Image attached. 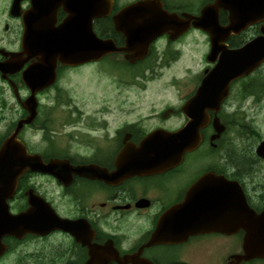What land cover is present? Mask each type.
Listing matches in <instances>:
<instances>
[{
	"label": "flooded vegetation",
	"instance_id": "obj_1",
	"mask_svg": "<svg viewBox=\"0 0 264 264\" xmlns=\"http://www.w3.org/2000/svg\"><path fill=\"white\" fill-rule=\"evenodd\" d=\"M134 1L112 0L106 15L91 19L72 11L66 0H0V150L35 112L30 123L22 124L17 139L26 146L27 155L44 164L59 161L57 176L24 171L6 195L8 210L18 215L36 203L38 211H55L60 218L77 222L74 232L48 223L41 232L28 231L21 237L6 234L0 264H204L207 251L219 256L212 259L215 264L264 263V259L236 258L244 254V230L177 238L176 217L166 218L189 195L200 193L192 189L206 174L239 183L249 206L258 213L264 210V180L256 177L258 165L264 166L257 153L264 135L255 126L257 112L264 107V85H257L258 77L264 83V63L231 83L219 109L208 110L209 123L201 129L202 141L195 150L176 166L140 173L123 167L130 154L149 135L178 131L191 120L185 104L216 64L208 60L210 34L201 30L206 35L207 64L198 83L179 102L138 106L113 103L106 87L92 89L96 98L97 90H103V102L82 103L80 76L88 70L98 85L115 75L119 85H140L145 90L148 82L163 78L164 71L179 61L181 50L176 44L191 30L200 29L193 27L176 40L163 35L152 43L146 57L136 61L122 51L82 63L77 62L80 55L64 62L59 54L46 55L41 46L43 38L63 27L75 29L73 36L80 40L82 28L88 31L91 24L99 38L124 47L126 38L116 30L114 17ZM162 1L165 9L180 14L192 6L188 0ZM214 1L204 0L196 15ZM220 20L228 24L226 11H221ZM263 27L264 21L254 24L225 43L230 49L238 48L263 34ZM28 74L40 80L28 83ZM178 82L186 78L174 76L172 84ZM245 139L253 143L244 144ZM115 174L120 176L111 179Z\"/></svg>",
	"mask_w": 264,
	"mask_h": 264
},
{
	"label": "water",
	"instance_id": "obj_2",
	"mask_svg": "<svg viewBox=\"0 0 264 264\" xmlns=\"http://www.w3.org/2000/svg\"><path fill=\"white\" fill-rule=\"evenodd\" d=\"M66 1L72 11L75 9L81 16L91 19L106 15L104 10L111 8L113 4L112 0ZM222 10L228 13L227 25L221 23ZM263 21L264 0H215L203 6L197 15L170 12L164 8L162 0H137L126 5L114 17L116 30L126 38L124 47H117L112 39L99 38L91 24L89 32L82 28L80 40L73 36L75 29L67 31L63 27L43 38L41 46L46 55L59 54L64 62H72L80 55L77 62L82 63L86 59H100L104 55L122 51L130 54L128 59L136 61L146 57L152 43L163 35L168 34L170 39L176 40L192 27L210 34L212 47L208 60L216 64L207 71L196 94L185 104L184 110L191 120L178 131H157L149 135L124 163V168L131 167L143 173L176 166L186 153L200 145V131L209 123L208 110L219 109L229 93L231 83L250 75L264 63V27L263 34L238 48L230 49L225 42L232 35L240 34ZM43 79L47 80V75ZM39 80L36 75L28 74V83ZM34 114L24 122L30 123ZM24 122L19 124L15 134L5 141L0 150V248L6 234L21 237L28 231L41 232L48 223L66 231L74 232L77 229V222L62 219L55 211H38L36 203L32 210L18 215H13L8 210L6 195L15 189L18 177L24 171L31 169L57 174L55 168L59 161L44 164L38 157L27 155L26 146L17 139V133ZM216 127L221 131L218 124ZM257 153L264 158V139ZM117 164L122 167L123 160ZM119 176L115 174L110 178ZM193 191L200 193L193 198L189 195L184 203L166 214V218L169 214L176 217L173 224L177 238L185 234H232L244 230V254L236 257L238 261L264 259V210L258 213L249 206L239 183L223 181L206 174L196 183L192 193ZM0 250L1 255L3 249Z\"/></svg>",
	"mask_w": 264,
	"mask_h": 264
},
{
	"label": "rangeland",
	"instance_id": "obj_3",
	"mask_svg": "<svg viewBox=\"0 0 264 264\" xmlns=\"http://www.w3.org/2000/svg\"><path fill=\"white\" fill-rule=\"evenodd\" d=\"M119 1L120 3H125L134 0ZM188 1L192 6L185 12L196 15L204 0ZM176 46H179L181 50L179 61L173 64L172 68L164 71L163 78H157L148 82L145 86V90H142L140 85L137 87L132 85H127L126 87L121 86L116 82L115 75L105 77L102 84L96 85L97 83H93V77L89 75V71H84L80 76L82 86L80 94L81 102H103L102 89L104 87H106L107 90L109 89L108 91L111 93L113 103L125 101L128 102L129 105L134 104L138 106L140 104L149 105L151 103L162 104L165 102H179V97L185 95L193 84L198 83L200 74L203 72V68L207 64L205 59V54L207 52L206 35L201 30H191L186 36H184L179 44H176ZM174 76H177L179 80H184L186 78V82H178L173 85L172 82ZM190 81H192V84ZM93 87L102 88L97 90V94L99 95L97 98L93 94ZM255 126H257L262 135H264V107L257 112ZM1 130L2 126L0 125V131ZM252 143L253 140L248 142V140L245 139L244 141V144L247 145H251ZM258 169V174H256L257 180H264V166L259 164ZM214 257L219 256L207 251L203 254L202 261L204 264H215L214 260L212 262Z\"/></svg>",
	"mask_w": 264,
	"mask_h": 264
},
{
	"label": "trees",
	"instance_id": "obj_4",
	"mask_svg": "<svg viewBox=\"0 0 264 264\" xmlns=\"http://www.w3.org/2000/svg\"><path fill=\"white\" fill-rule=\"evenodd\" d=\"M225 17V14H223L222 15V19ZM242 44V43H241ZM240 45V44H239ZM257 80H258V84L257 85H264V83L262 82V79L261 78H257ZM240 161H243V159L242 158H240Z\"/></svg>",
	"mask_w": 264,
	"mask_h": 264
}]
</instances>
